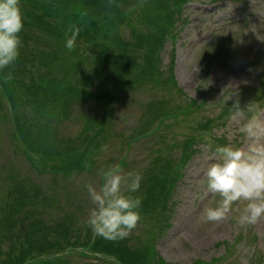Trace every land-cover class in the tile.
<instances>
[{
    "label": "rangeland",
    "instance_id": "1",
    "mask_svg": "<svg viewBox=\"0 0 264 264\" xmlns=\"http://www.w3.org/2000/svg\"><path fill=\"white\" fill-rule=\"evenodd\" d=\"M161 1L168 8L172 21L175 20L173 23L176 22V27L169 30L161 44L158 57L160 72L153 75L160 76V79H151L134 91H119L115 103L104 116L101 111L104 101H71L69 118L63 115L62 118L66 119L61 118L58 122L48 115L50 120L47 122L53 123L44 131L48 135L34 132L28 139L29 155H35L34 151L39 149V139L46 138L49 143V137L56 139L55 144L61 148L60 151H65L68 146L80 152L85 150L90 131L103 117L105 132L95 138L99 140L98 145L94 146L97 148L93 149L91 166L84 165L82 170L65 176L60 172L42 171L39 164L32 163L27 155L25 157L21 134L16 127V114L19 111L20 114L25 113L26 121L33 118L32 122H36L38 115V123H47L39 109L41 97L29 100L25 110L20 108L22 105L14 109L11 99L15 95L11 89L4 87L3 77L0 76V226L5 225L7 230L6 235H0V264L5 259L13 263L14 260L10 261V258L18 254L21 245L30 246L28 257L32 259V264H41L40 260H49L51 264H116L101 260L96 257L98 255L88 254L89 247H83V251L79 246L73 247L67 243L68 240H75L86 246L89 238L92 242L100 237L87 224L91 205L86 185L91 184L98 189L102 183L99 170L109 167L117 168L122 173L140 172V188L131 195H139L148 202L143 197L149 169L156 170L157 166L161 168L167 162L171 167L175 166L189 140L195 150L185 167L179 170L180 176H175L177 181L170 197H159L155 211H150V206H141L137 226L123 239L111 241H123L145 255L152 244L155 264H162L161 261L167 264H192L199 260L207 264H264V218L247 227L235 221L246 202L234 203L233 211L222 221L206 222L202 218L203 209L214 206L220 199L218 194L207 192L204 183L211 152L205 147L206 142L210 140L213 145L229 144L244 149L252 143H264V136L254 141L238 132L243 120H230L229 111L223 118L213 119L225 106L220 104L221 94L228 95L236 87L241 107L249 101L258 105L261 111L256 115L264 123V0H190L180 11L174 7L175 0ZM138 4H142V1L118 2L122 9L130 8L128 17L140 24L132 29L125 22L120 27V34L126 42L124 45L129 47V41L133 55L141 60L146 58L145 47H149L148 43L151 42H143L138 47L135 38L139 32L149 33L150 29L145 23L151 13L145 15L138 10L139 7L132 8ZM166 17H153L151 23L160 18L166 22ZM172 33L175 36L169 37ZM57 40L41 46L43 51L58 59L50 65L51 70L47 72V67L37 66L32 73L36 72V75L39 72L55 79L65 76V84L96 91L101 79L109 73V69H106L107 59L102 58L95 63L94 57L99 56V51L80 39L76 38V45L71 50ZM107 53L111 55L112 50L108 49ZM13 82L20 80L17 78ZM186 99L203 107L185 118L179 114L165 118L153 132L135 139L138 132H146L153 125L155 127V111L160 112L163 107L172 111ZM149 110L153 113L150 114ZM250 115L247 114L244 119ZM199 119L207 128L202 134L196 126ZM91 121L95 127L83 132V127ZM41 128L45 130L43 124ZM133 137L134 140H130ZM52 149L49 146L39 150ZM44 157L41 158L42 162ZM19 182H23L25 188L28 185L37 186L39 192L34 198L35 203H25L21 210L15 205L18 211L10 214L12 201L19 198ZM10 184L14 187L13 195L9 192ZM28 191L33 192L31 189ZM43 242H61L62 245H59L60 249L47 248L38 252L37 248L43 247ZM58 250L66 257L60 260L46 259L61 255L60 252L52 254ZM7 252L12 253L9 258L4 254ZM115 262L121 264L117 259Z\"/></svg>",
    "mask_w": 264,
    "mask_h": 264
},
{
    "label": "trees",
    "instance_id": "2",
    "mask_svg": "<svg viewBox=\"0 0 264 264\" xmlns=\"http://www.w3.org/2000/svg\"><path fill=\"white\" fill-rule=\"evenodd\" d=\"M119 1L121 0H19L20 9L24 18L23 29L19 33L22 42L20 55L14 65L0 71V76H2V80H4V87L11 89L15 95L11 99L14 109L17 105H22L20 108L25 110L24 107L26 108L27 105H29V100L34 97H41L39 100V109L41 108L40 111L42 118L45 119L44 121L47 122L50 120L47 118L49 115L53 121L57 120L59 122L63 115L66 118H69L71 114L69 111L71 101L83 99L84 101L93 103L97 101H104L103 109H101L104 116L107 109L111 108L115 103V100L118 97L117 93L119 91L127 89L134 91L138 87H142L144 84L151 81V79H160V76H153L157 75L156 72H160L158 65L159 51L162 47L161 44L169 34V30L172 28L175 20L172 21L173 18L167 12L168 8L161 0H137L139 2L142 1V4L134 5L132 8L136 9L139 7L138 10L145 15L151 13L147 18V23H145L147 24L148 29H150L149 33L145 31L143 33L139 32L135 38L138 47L139 45H143V42H151L150 44L148 43L149 47H145L144 54L146 58L139 60L138 57L133 55V50H130L131 43L128 41L129 47L124 45L126 42L123 41V36L120 34V27L125 22L127 23V26L132 29H134L136 25L140 24H138L137 21L133 22L132 19L128 17L130 8L122 9V6L118 5ZM185 2H187V0H175L174 7L180 11ZM163 15L168 16L164 18V20H167L166 22L161 21L160 18L155 23H151V18L157 16L161 17ZM71 25H76L80 28L76 37L77 39L84 41L85 44L87 43L93 45L94 48L99 51V56L94 57L95 63L99 62L102 58L107 59L106 69H109V73L101 79L100 86L96 91L88 90L86 88L81 89L76 85L65 84V76L60 79H55L50 76L39 74V72H37L36 75V72H34V74L32 73V69L35 71L37 66L47 67V72L51 70L50 65L58 59L53 58L52 56L54 55L47 54L43 51L41 46L48 43H55V40H57L56 37L59 38L57 41L65 43L67 37L71 35ZM108 49L112 50L111 55L107 53ZM9 71L12 73V78L5 79L4 75ZM110 72H112V74H110ZM17 78L20 82L14 83L13 81H16ZM10 82L13 83L10 84ZM172 82L174 83L173 80ZM67 89L70 91L68 92ZM258 90L263 91L260 88H258ZM181 102L183 104H177L175 109L172 111H168L165 107L160 108V112L155 111L154 116L156 118L154 124L157 123L155 124V127L153 125L152 129H149L146 132H138L135 139L153 132L154 128L159 127L165 118L170 119L176 117L178 114L183 115L185 118L192 115L196 109H200L202 106L187 99L185 101L182 100ZM230 102H232V99L227 101V105L223 107V111L218 113L217 116L213 118L214 120L223 118L227 114V111H229L228 104ZM59 105L62 106L57 107ZM152 113L153 112H150V114ZM32 115L35 118L36 114L34 113ZM16 116V127L21 134L23 155L25 157L26 155L27 157H30L32 163L39 164L42 171L50 170L56 174L57 172H60L65 176L71 175L73 171L77 172L82 170L84 165L91 166V163L93 162L92 157L94 155L93 149L97 148L94 146L98 145L96 143L99 140L95 138L96 136L98 137L101 132H105L103 130L105 121L102 117L96 127L92 121L87 122L86 126L83 127V132H87L90 128L95 127V129L90 131L91 133L88 135L85 150L83 149L79 152L71 150V148L67 146L65 151H60L61 148L56 147V139L48 136L51 141L47 143L46 138L44 140L39 139L38 147L40 149L52 146L54 149L44 151H40L38 149L34 151L35 155H29L27 149L28 139L31 137L32 133L44 132L47 130L46 127L52 125L53 123L50 124L51 121L47 123H38L37 118H40L38 115L35 118L36 122H32L33 118L30 121H26L25 113L20 114V111L16 114ZM30 117L32 116L30 115ZM211 120L212 119H210V121ZM198 121L195 122H198L196 124V126L199 127L198 132H200V134L205 133L207 128H205V124L203 125V123H201L203 120L199 119ZM42 124L45 126V130H42L41 128ZM44 133L47 134V132ZM198 136L199 135H196L195 137ZM130 140H134V137ZM194 150L195 147L191 146V141L189 140L187 142V148L185 147L179 162L175 166L171 167L169 162H167L166 164H163L161 168L156 165L158 170L157 168L156 170L154 168L149 169L150 175L147 179L148 185L146 186L145 196L143 197L147 198L149 201L147 202L146 200L141 199V206H146L147 208L150 206V211H155L156 202L159 197H170L172 188L177 181L176 177L180 176L179 170H182L185 167ZM43 155L45 157L42 162L41 158ZM151 167L154 166H150V168ZM22 184L23 182H19L17 184L19 198L12 201V206L9 209L10 214L21 210L25 206V203L27 205L29 203H35L34 198L39 192L38 187H31L28 185L25 188ZM28 189H31L33 192L30 193ZM9 192H11L12 195L14 193V187L11 184ZM15 205L18 207V210ZM3 230H6L5 225L0 226V235H6L7 230L5 232H3ZM43 243V247L40 246L37 248L39 250L38 252L47 248L52 250L60 249L59 245H62L61 242H56L54 244L49 242ZM67 243H71L70 245L73 247H89L90 251L101 253L103 256H112L121 264H155L156 262L152 250V244H150L148 252H146L145 255L144 253H141L142 251L132 249L127 246L123 243V241L114 243L110 239H105L103 237H98L92 242L89 238L86 246H83L82 242L79 244V242L75 240H68ZM30 251V246L25 247L24 245H21V249L18 254L10 258V261L14 260L13 263L5 259L3 264H32V262L29 261L31 258L28 257V255H30ZM57 252L60 251L58 250ZM4 254L6 255V258H9L12 253L7 252ZM161 263L167 264L162 261ZM192 264L204 263L196 261Z\"/></svg>",
    "mask_w": 264,
    "mask_h": 264
},
{
    "label": "clouds",
    "instance_id": "3",
    "mask_svg": "<svg viewBox=\"0 0 264 264\" xmlns=\"http://www.w3.org/2000/svg\"><path fill=\"white\" fill-rule=\"evenodd\" d=\"M23 23L19 0H0V71L14 65L20 55L22 42L19 33ZM70 31L71 35L64 44L69 50L76 45L80 28L71 25ZM4 78L11 79L12 73L7 72ZM219 99L221 106L232 99L228 118L243 120L238 132L254 141L264 136V123L256 115L261 109L251 101L241 107L238 88L235 87L228 95L221 94ZM247 114L252 115L244 119ZM205 147L211 149L210 163L204 175L205 187L207 192L218 194L220 199L214 206L203 209V220L222 221L233 211L234 203L244 201L246 203L235 217L236 223L243 227L256 224L264 218V143H252L244 149L229 144L213 145L209 140ZM99 175L102 183L98 189L91 184L86 185L91 205L87 224L96 236L123 239L140 220L141 198L131 194L140 188L141 173H122L109 167L99 170Z\"/></svg>",
    "mask_w": 264,
    "mask_h": 264
}]
</instances>
